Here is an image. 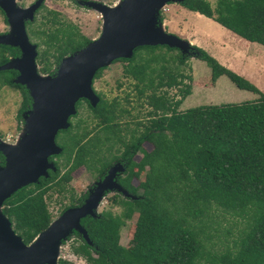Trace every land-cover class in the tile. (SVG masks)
<instances>
[{
	"label": "trees",
	"instance_id": "trees-1",
	"mask_svg": "<svg viewBox=\"0 0 264 264\" xmlns=\"http://www.w3.org/2000/svg\"><path fill=\"white\" fill-rule=\"evenodd\" d=\"M69 1L75 4L85 0ZM178 3L245 40L264 46V0H214L213 5L208 0H180ZM40 9L44 11L39 21L43 27L35 28V14ZM57 15V11L44 8L41 2L33 11L32 19L24 21L29 41L34 39L35 61L43 74L54 72L55 68L50 69L51 61L56 66L63 56L90 41L61 23ZM53 41L55 46L51 52L49 43ZM174 49L158 44L141 45L132 50L129 58L111 62L123 63V76L134 82L135 95L138 98L144 95L150 106L147 121H136L135 126L128 129L127 139L121 137L117 119L129 112L120 107L115 98L106 100L94 89L96 103L92 106L85 102L84 106L93 118H98L97 131L88 136L89 131L78 127L79 120L68 124L63 131L78 129L75 146L64 153V145H59L60 151L54 155L62 156L68 168L61 173L58 162L53 161L54 170H47L46 177L40 176L35 183L17 189L3 200L1 211L24 243L31 241L52 218L46 192L63 191L71 171L78 166L90 168L96 162V169L101 173L119 158L109 151L110 144L119 141L124 148L121 156H125L128 168L126 186L133 194L137 187L142 189L139 197L120 201L124 205L122 218L127 219L136 211L128 245L118 241L119 220L100 211L95 217L81 219L90 244L79 238L75 244H70L73 254L87 264H264V94L202 48L190 44L186 54L166 55ZM18 55L17 47L0 44V65ZM190 55L205 62L211 81L224 75L235 87L256 94V98L177 111L181 97L170 100L166 89L180 85L182 81L177 76L182 75L168 63L175 60L182 64ZM103 68L95 71L93 79ZM16 72L15 69L0 70V85L20 88L21 102L17 110L20 116L31 100L27 90L13 82ZM157 90L161 91L157 93ZM177 90L184 95L189 86ZM85 100L78 99L75 109ZM71 116H76V112ZM106 141L109 144L102 149ZM143 142L150 144L149 150L141 146ZM137 150L141 156L133 161L131 157ZM94 151L106 155L100 153L94 160ZM48 159L51 160V156ZM2 162L0 154V164ZM132 166L136 169L132 170ZM138 172L142 177L137 186H130L128 181L137 178ZM108 198L110 203L119 204L116 198ZM75 201L81 198L70 195L69 203L63 205L60 212ZM214 210L219 215L227 214L244 221L238 238L219 244L209 241L211 234L218 232L211 218ZM57 264L68 262L58 258Z\"/></svg>",
	"mask_w": 264,
	"mask_h": 264
},
{
	"label": "water",
	"instance_id": "water-1",
	"mask_svg": "<svg viewBox=\"0 0 264 264\" xmlns=\"http://www.w3.org/2000/svg\"><path fill=\"white\" fill-rule=\"evenodd\" d=\"M40 1L22 7L14 0H0V10L10 28L8 33L0 34V44L19 49V55L9 57L0 70L15 69L13 82L23 85L31 100L30 108L22 113L23 125L15 140L0 139V264H57L61 241L71 232L80 234L90 244L81 219L97 216L95 210L103 190L111 187L108 184L112 173L119 166H112L80 205L64 209L28 243L14 232L1 205L17 189L35 183L40 176L46 177L47 170H54L48 157L60 151L54 142L56 132L68 126V117L75 113L78 99L84 98L92 106L97 101L92 87L95 71L115 59L129 58L137 46L166 45L181 54L188 53L190 47L188 41L166 32L162 21L156 20L164 4L180 0H121L111 6L78 1L100 13L98 36L63 56L52 74L39 73L36 45L29 41L24 21L32 19Z\"/></svg>",
	"mask_w": 264,
	"mask_h": 264
},
{
	"label": "rangeland",
	"instance_id": "rangeland-1",
	"mask_svg": "<svg viewBox=\"0 0 264 264\" xmlns=\"http://www.w3.org/2000/svg\"><path fill=\"white\" fill-rule=\"evenodd\" d=\"M35 1L36 0H14L16 5L22 7H27ZM89 1L101 3L105 6H111L117 0ZM208 1L213 5L214 0ZM41 2L44 4V8L57 11V17L61 23L71 26L73 30H76L82 36L88 38L89 40H93L98 36L102 21L100 13L95 10L92 6H88L86 4H79V2L74 4L69 0H41L40 3ZM161 12L162 8L158 11V15L156 18L157 22H161L162 20ZM42 14H44L43 9L38 10V12L35 14V22L33 24L35 28H38L39 26L43 27V25L40 24ZM190 18L193 19V21L196 18L195 21L201 24L204 29H207L208 34L212 37H223V33L218 30L216 26H213L209 22H213V20H211L210 18H207L205 16H202L201 18H194L190 16ZM218 25L221 26L220 24ZM9 29L10 28L8 26V23L4 20V14L0 11V34L8 33ZM33 40L34 39H31L32 42H34ZM222 41L223 42L220 41L222 44L225 43V41H228L232 43V45L242 47L245 51H248L246 52L245 56H248L249 58L244 59V61L239 60L240 62H238V64L241 62H243V65L245 63L248 64V66L250 67L249 71L251 70L254 76L246 79L252 84H254L264 94V46L258 44V48L260 50L255 51V53L257 54L254 56L253 59L252 54L254 53L255 48L250 46L249 44L244 47L243 44L238 43L234 38H230L227 35L225 36V38L222 39ZM49 45V51L52 52L55 46V41L49 43ZM41 47L44 46H40V48ZM223 51H225V47ZM176 52L180 51L178 49H174L172 51H167L166 55L174 56ZM238 56L239 51H235V56H232V62L238 60ZM49 60L51 61V58H49ZM168 64L170 67L174 68L175 71L180 73V75H182V77L177 76V79H181L182 81L180 85H178L177 87H170L166 89V97H169L170 100H175L181 97L180 103L176 106L177 111H181L188 107L198 105L237 103L241 101L254 100L256 98V94L235 87L234 84H232L229 79L224 75L219 76L214 82L211 81L209 67L205 64V62L200 59H197L195 56H188V58L182 64H178L175 60L169 62ZM49 65L50 69H54L57 66H55L52 61L49 63ZM122 66V62H113L108 64L102 69L99 76L93 79L92 87L96 91L101 93V95L106 100H111L115 98L119 106L125 108L129 112L128 114L123 113L117 119L119 124L118 127L121 128V137L127 139L129 137L128 129L134 127V123L136 121H147L148 116L146 115V112L150 109V106L145 102L146 98L144 95L139 98L135 95V89L133 87L134 82L130 78L123 76ZM36 69L39 73H41L40 66L38 64H36ZM185 85L189 86V90L187 94L183 95L179 93L177 89L178 87L183 88ZM160 91L161 90H157L156 92L159 93ZM146 93H148V91H146L145 94ZM20 102V88H15L3 84L0 85V137L3 140L7 138L8 142H12L15 140L23 125L22 113L20 116H17V110L20 107ZM74 110V112H76V116H73L71 118L72 123L76 120H79L78 127L80 128L81 126H83V129L85 131H89L88 136L97 131L98 127H96L95 124L98 118H93L89 110L84 106V104H82V106H79L77 110ZM77 131L78 129H75V131L73 132L71 130L67 132L59 130L58 133H56L54 137V142L58 146L64 145V153L65 151H67V149L72 150L75 146V132ZM98 134L99 136L102 135L100 132H98ZM107 144L109 143L106 141L105 144H103L102 149H104ZM141 146L147 150H149L151 147L150 144L146 142H143ZM122 148L123 146L120 144L119 141H114L112 144H110L109 151L119 152ZM101 154L106 155L105 152H101ZM140 155V152H137L134 155V159H139ZM56 159L58 161L60 172H62L66 168L64 167L65 164H63V157L61 156L59 158L58 156V158L56 157ZM84 167L79 166L71 171L69 181L65 185H63V191L59 192L56 189H51L46 192L48 195V197H46V203L48 210L52 215L51 219L56 218L61 213L60 210L62 206L69 203L68 192H65L66 189L71 188L75 197L79 193H82L83 189H85V187H88L91 181L94 179L95 173L91 169L97 167V165H92L90 168ZM140 174L141 172H139V175ZM119 205L120 208H118L116 204L110 203L109 198L105 197V194L102 193V197L98 202L95 213L97 215L100 211L108 212L111 216L119 220L120 223L118 225V241L121 245L127 246L130 237L129 231L135 220L136 211H134L129 218H122L120 214L124 210L122 207L124 205L120 204V202ZM211 218L212 220H214L213 223L218 232L216 234H211L212 236L209 241H212L215 244H219L220 241L230 242L238 238L240 229H243L244 226L243 220H240L237 217H230L227 214H225L224 216L219 215L217 214L216 210L211 213ZM76 234L78 233L71 232L69 235L66 236L64 240L61 241V245L58 252V258L65 259L68 264H87L81 257L73 254L69 249L71 243L75 244V241H78L74 239Z\"/></svg>",
	"mask_w": 264,
	"mask_h": 264
},
{
	"label": "crops",
	"instance_id": "crops-1",
	"mask_svg": "<svg viewBox=\"0 0 264 264\" xmlns=\"http://www.w3.org/2000/svg\"><path fill=\"white\" fill-rule=\"evenodd\" d=\"M170 4L166 3L162 7V26L164 30L169 31V33H175L178 37L185 39L188 41L189 44H194L203 50H205L208 54L214 57L220 64L227 68H231V70L236 71L238 74L244 76L245 78H250L254 76L253 72L249 69L247 63L243 65V62L239 63L240 61H244V59H248L249 57L245 56L246 52L242 47H238L236 45H232V43L225 41L223 42L222 39L225 36H229L230 38H234L238 43L243 44L244 47L249 44L250 46L254 47V56L257 54L255 51H259L258 43L250 42L245 40L244 38L238 36L237 34L231 32L230 30L226 29L225 27H221L215 23V21H209L213 26H216L218 30L223 33V37L215 38L208 34V30L204 29L201 24H199L195 17L201 18L203 15L199 14L198 12H194L188 10L177 2H169ZM192 13V14H190ZM194 17L195 20L190 18ZM212 20V19H211ZM198 26V27H197ZM174 34V35H175ZM176 35V36H177ZM221 41V42H220ZM225 47V51H223ZM264 50V48H263ZM235 51H239V56L237 57L238 60L232 62V56H235ZM228 52V55H227ZM240 60V61H239ZM231 61V62H230ZM247 64V65H246Z\"/></svg>",
	"mask_w": 264,
	"mask_h": 264
},
{
	"label": "flooded vegetation",
	"instance_id": "flooded-vegetation-1",
	"mask_svg": "<svg viewBox=\"0 0 264 264\" xmlns=\"http://www.w3.org/2000/svg\"><path fill=\"white\" fill-rule=\"evenodd\" d=\"M16 74H17V72L15 73V75H14V77L16 76ZM21 86H23V85H21ZM24 87V86H23ZM93 90H94V88H93ZM85 100V99H84ZM85 102H88V101H84L83 102V104H85ZM30 107V104L28 105V108ZM28 108H26V110L28 109ZM24 112V111H23ZM22 112V113H23ZM20 115H21V113H20ZM73 116H69L68 117V121H69V124H73L72 123V118ZM66 129V128H65ZM60 131H63L64 129H59ZM58 130V131H59ZM58 131L56 132V133H58ZM91 135V134H90ZM1 138V137H0ZM112 144V143H111ZM118 149V148H117ZM124 150V148H122L119 152H114V151H112V152H110V154L112 153V154H114V155H116V156H118L119 158L117 159V160H113L109 165H107L106 166V168L101 172V173H98V170L96 169L97 167H98V165L96 164V162L94 163V165H97V167H95V168H93V169H91L92 171H94V179L91 181V183H90V185L88 186V187H85V189H83V191H82V193H79L77 196H75V198H81V201H79V202H76L74 205H72V206H77V205H80L82 202H83V200H84V198L87 196V194H88V192H89V190H91L95 185H96V183L97 182H99L100 180H102V178L107 174V172H108V170L112 167V166H116V167H120V170L118 169V170H116L115 172H113L112 173V182H110V184H108V185H110L111 187H113V188H110V187H108V188H105V189H107V190H105L104 189V191H103V194H105V196L106 197H114V198H116L117 199V201L118 202H120L121 200H127V199H132V198H134V197H139L140 195H141V192H142V189L140 188V187H137L136 189H135V191H134V194L132 193V191H129L128 190V187L126 186L127 184H126V178H127V173H128V168H127V166H126V158H125V156H121V154H122V151ZM137 152H140L139 150H137L133 155H132V157H131V159L133 160V161H138L139 159H137V160H135L134 159V155L137 153ZM101 152H97V151H94V152H92V156H93V158H94V160H95V158L96 157H98L97 155L98 154H100ZM141 154V153H140ZM54 155H56V154H54ZM54 155H50L51 156V160H49V162H52L53 163V161H57V159H56V156H54ZM73 155V154H72ZM141 156V155H140ZM49 158V157H48ZM140 158V157H139ZM58 162V161H57ZM3 163V162H2ZM1 163V164H2ZM81 166H83L84 167V165H81ZM64 167H66L62 172H64L67 168H68V164L66 165V166H64ZM79 167V166H78ZM84 168H86V167H84ZM131 169L132 170H135L136 168H135V166H132L131 167ZM61 172V173H62ZM140 177H142L141 176V174L139 175V172H138V177L137 178H135V177H132L129 181H128V183H129V185L130 186H133V187H135V186H137V184H138V181L140 180ZM69 181V179L65 182V184L67 183ZM64 184V185H65ZM119 187V188H118ZM65 192H68V196H70V195H72V196H74V194H73V191H72V189L71 188H68V189H66V191ZM123 199H122V198ZM117 202V203H118ZM117 205V207L118 208H120L119 206V204H116ZM71 207V206H70ZM99 213V212H98ZM98 215V214H97ZM79 238L80 239H82L83 240V238L81 237V235L80 234H76L75 235V240H78L79 241Z\"/></svg>",
	"mask_w": 264,
	"mask_h": 264
},
{
	"label": "bare ground",
	"instance_id": "bare-ground-1",
	"mask_svg": "<svg viewBox=\"0 0 264 264\" xmlns=\"http://www.w3.org/2000/svg\"><path fill=\"white\" fill-rule=\"evenodd\" d=\"M118 1H119V3H121V0H117L113 5H116L118 3Z\"/></svg>",
	"mask_w": 264,
	"mask_h": 264
},
{
	"label": "built area",
	"instance_id": "built-area-1",
	"mask_svg": "<svg viewBox=\"0 0 264 264\" xmlns=\"http://www.w3.org/2000/svg\"><path fill=\"white\" fill-rule=\"evenodd\" d=\"M0 139H2V138H0ZM7 140H8V139L6 138L5 141H7Z\"/></svg>",
	"mask_w": 264,
	"mask_h": 264
}]
</instances>
